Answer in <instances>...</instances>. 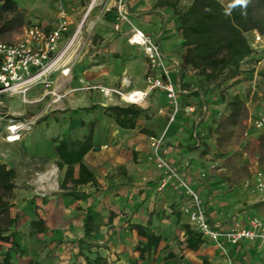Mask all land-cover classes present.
<instances>
[{
  "label": "crops",
  "instance_id": "obj_1",
  "mask_svg": "<svg viewBox=\"0 0 264 264\" xmlns=\"http://www.w3.org/2000/svg\"><path fill=\"white\" fill-rule=\"evenodd\" d=\"M156 1L126 0L129 19L159 45L172 69V80L180 82L184 89L195 87L200 76L184 65L185 47L176 29V15L172 7L157 5ZM32 22L53 25L44 18ZM128 28L123 24L121 30H116L120 35L115 38L103 34L100 44L80 58L82 66L77 73H71L70 92L63 103L51 118L38 121L22 137L28 157L43 170L38 178L41 190L54 189L43 184L50 178L45 170L54 164L59 171L57 188L45 200L48 208L42 205V210L37 209L46 228L36 234L61 239L70 246L63 247L64 244L43 253L42 264H85V258L93 259L96 255L103 257L105 264H264V238L260 237L241 239L235 245L223 239L224 250L202 237L196 249L188 248L183 229L188 222L181 211L187 197L180 189L173 188L171 182L156 189L161 170L148 158V137L164 133L165 159L197 189L210 224L218 228H229L236 223L248 227L252 217L264 221V191L258 192L253 186L257 171L264 176V164L256 152L260 136L252 124L255 117L264 114V87L255 84L259 73H264V48H253L252 36L257 31L245 33L252 52L241 62L238 81L232 84L229 93V96L237 94L248 109V116L242 122L246 125L244 134L250 138L252 152L244 153L248 156L244 161L247 175L238 177L226 167L212 168L206 159L208 154L200 153L208 135L207 124L223 111L214 91L201 94L204 103L198 99L201 96L181 93L179 111L168 125L170 109L161 91L151 90L140 103L134 104L118 93L103 94L97 89L82 88L83 81L117 88L123 93L145 88L146 58L141 49L127 44ZM254 92L260 95V101H252ZM130 104L140 108V113L133 127H121L106 108ZM187 106H193V110H187ZM194 130L205 132L198 145L193 143ZM89 132L92 146L81 160L92 173L94 182L90 180L72 188L68 183L67 188H60L66 165L57 166L60 159L55 144L62 138L82 140ZM207 141L210 144L209 138ZM4 163L14 168L13 164ZM78 167L75 163L74 176L78 174ZM86 211L99 225L84 236ZM132 224H139L145 232L159 236L155 249L144 250L146 239L131 227Z\"/></svg>",
  "mask_w": 264,
  "mask_h": 264
},
{
  "label": "rangeland",
  "instance_id": "obj_2",
  "mask_svg": "<svg viewBox=\"0 0 264 264\" xmlns=\"http://www.w3.org/2000/svg\"><path fill=\"white\" fill-rule=\"evenodd\" d=\"M91 1L17 0L18 6L25 13L29 12L27 16L25 15L26 18L30 16L28 22L44 18L54 25L57 21L55 11L59 4L65 10L68 19L67 30L58 47V57L60 56L56 64L58 69L52 71L48 76V80L52 81L51 85L55 84L57 92L63 93V96L56 102H53L51 93H44V86L41 84L32 88L34 91L27 94L26 100L17 95H1L0 161L13 164L17 172L15 187L13 195L9 200L10 206L8 210L9 216L16 218L15 224L10 229L15 231L14 240L17 244L0 242V252H4L7 248L10 249L12 258L19 264H23L24 260L28 262L27 264H42L43 253L51 252L56 247L60 248L64 244L63 247L70 246L66 241H61V239H50L44 234L32 232L30 220L36 217L34 212H38L37 209L42 210L43 206L46 209L48 208L45 200L57 188L59 171L54 164L48 170H45L50 173V178L43 184L51 186L54 189L51 190L46 187L48 190H41L42 185L38 183V178L41 177L43 170L36 165V161L28 157L23 147L22 137L28 131H31L38 121L51 118L52 113L63 103L64 98L70 92L69 82L71 73H77L78 68L82 66L80 60L94 50L97 44H100L102 39H104L103 34L105 36H113V38L120 35L113 29V23L116 18L115 0H94L91 9L87 12ZM189 1L179 0L178 7H185ZM220 1L227 6L231 0ZM86 13L88 14L86 15ZM54 15L55 19L52 17ZM79 24L80 27L78 32H76ZM18 35L19 30L5 36L3 40L12 41ZM66 68L69 69L68 72L66 74L62 73L61 70ZM230 82L231 80H227L221 84L219 89L212 90L217 100L221 102L223 111L216 119L207 124L206 131L208 135L202 144L203 147L200 153L208 154L206 159L211 162L212 168L226 167L236 176L245 177L248 173V168L244 161L248 156H244V153H248L250 150L252 152L250 138L244 134L246 125L242 122L248 116V109L245 105V116L239 118L235 123L226 119L228 109L225 106V102L231 97L229 93L232 92V84ZM255 84L260 88L264 87V73H259ZM259 96L258 93L254 92L251 96L252 101H260ZM25 119L32 121L30 128L21 131L16 140L6 141V126L9 123ZM208 138L210 139V144L207 141ZM258 139L256 152L260 157L259 160L264 164V141L261 138ZM52 170H54V173L51 172ZM5 223L3 220L2 224L4 225ZM24 263L26 264V262Z\"/></svg>",
  "mask_w": 264,
  "mask_h": 264
},
{
  "label": "trees",
  "instance_id": "obj_3",
  "mask_svg": "<svg viewBox=\"0 0 264 264\" xmlns=\"http://www.w3.org/2000/svg\"><path fill=\"white\" fill-rule=\"evenodd\" d=\"M234 0L226 6L220 0H190L183 8L177 6V0H157V5L172 7L178 25L176 27L185 47L183 53L184 65L190 67L200 76L196 89L188 94L201 96L207 90H217L221 84L231 80L230 84L238 81L241 62L251 54L252 47L245 36L250 30H256L264 37V0H247L246 7L230 8ZM26 23L23 9L18 6L17 0H0V40L5 36L17 32ZM204 102V98H198ZM228 109L226 119L232 123L246 114V107L237 94L232 95L225 102ZM113 113L114 120L121 127H133L140 108L134 104L128 106H108ZM91 132L82 140L62 138L54 148L60 159L57 166L66 165L60 188H71L79 183L94 182L92 173L82 162L83 155L91 148ZM78 163V174L74 176L73 166ZM16 171L0 161V242L16 245L15 231L10 229L15 224V217L9 216L10 198L15 187ZM71 193L70 190L67 191ZM35 218L30 220L33 233L45 230L44 219L34 212ZM6 223L3 225L2 221ZM99 224L94 223L93 217L86 211L83 219V234L88 235L95 231ZM132 228L145 237L143 246L149 251L156 247L159 236L147 233L139 224H132ZM186 246L196 249L202 242L199 232L184 224ZM1 248V246H0ZM10 249L0 252V264H16ZM85 264H105V259L96 255L93 259L85 258Z\"/></svg>",
  "mask_w": 264,
  "mask_h": 264
},
{
  "label": "built area",
  "instance_id": "obj_4",
  "mask_svg": "<svg viewBox=\"0 0 264 264\" xmlns=\"http://www.w3.org/2000/svg\"><path fill=\"white\" fill-rule=\"evenodd\" d=\"M114 7L116 18L113 29L119 30L120 26L126 23L129 27L126 31L127 44L141 49L146 58L145 88L123 93L117 88L90 84L84 81L82 88L97 89L103 94L118 93L121 98H123V94L127 93L132 97L129 100H124L134 104L140 103L151 90L161 91L164 93L170 109L167 118V124L169 125L179 111L180 94L189 93L196 88L184 89L180 82L172 80V69L166 63V56L159 45L152 40L149 34L135 27L130 21L126 0H115ZM56 15L57 21L50 27L38 22H27L19 29V35L14 40H0V103L2 94L17 95L26 100L29 90L38 84L44 86V93H51L53 102L63 96V93L57 92V86L55 84L51 85L52 81L48 80L51 72L58 69L56 65L60 59V56L58 57V47L68 27L66 12L60 4L57 6ZM252 39L254 49L264 48V37L261 34L255 32ZM68 70L66 68L61 72L66 74ZM187 110H193V106H187ZM31 124L32 121L29 119L9 123L6 126L5 140L8 141L7 138L10 136H14V140H16L20 132L30 128ZM252 124L264 141V114L255 117ZM14 126L16 128H12ZM204 137L205 132L203 131L194 130L192 133L193 143L196 145L200 144ZM163 138L164 133L148 137L150 148L148 158L161 170V178L156 189L160 190L171 182L173 188L180 189L186 195L187 200L181 211L186 215L191 228L222 250L225 248L222 242L223 239L235 245L241 239L264 238V221L259 217L250 218L248 227H240L236 223L229 228H218L210 224L197 189L179 175L165 159L162 153ZM253 186L258 192L264 191V176L261 171L255 173Z\"/></svg>",
  "mask_w": 264,
  "mask_h": 264
},
{
  "label": "bare ground",
  "instance_id": "obj_5",
  "mask_svg": "<svg viewBox=\"0 0 264 264\" xmlns=\"http://www.w3.org/2000/svg\"><path fill=\"white\" fill-rule=\"evenodd\" d=\"M93 2H94V0L91 1L89 7L87 8V12H89V10L91 9V7H92V5H93ZM87 14H88V13H86V15H87ZM85 17H86V16H85ZM81 24H82V23H81ZM79 27H80V24L77 26V31H76V32H78ZM131 97H132V96H131V95H128L127 93L123 94V99H125V100H129V99H131ZM12 128H16V127L14 126V127H12ZM7 129H8V128H7ZM14 139H15L14 136H10V137L7 138L8 141H13ZM51 172L54 173V170H52ZM39 178H40V177H39Z\"/></svg>",
  "mask_w": 264,
  "mask_h": 264
},
{
  "label": "clouds",
  "instance_id": "obj_6",
  "mask_svg": "<svg viewBox=\"0 0 264 264\" xmlns=\"http://www.w3.org/2000/svg\"><path fill=\"white\" fill-rule=\"evenodd\" d=\"M246 5H247V0H234L230 8H235L237 6L246 7Z\"/></svg>",
  "mask_w": 264,
  "mask_h": 264
}]
</instances>
